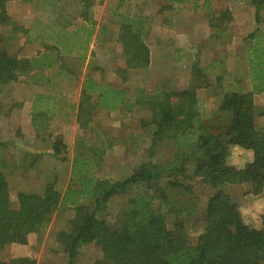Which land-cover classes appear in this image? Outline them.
Returning <instances> with one entry per match:
<instances>
[{"label": "trees", "instance_id": "trees-1", "mask_svg": "<svg viewBox=\"0 0 264 264\" xmlns=\"http://www.w3.org/2000/svg\"><path fill=\"white\" fill-rule=\"evenodd\" d=\"M11 1L35 0H0V26L13 24L6 8ZM74 1L79 17L88 22L87 27L69 32L68 25L56 18L57 22L35 27L33 40L45 44L44 50L32 57H15L0 47V96L21 78L32 85H46L51 92L58 71L55 68L59 67L61 73L71 72L65 63L66 56L79 54L85 60L97 24L91 11L94 0ZM127 1L118 0V8ZM171 3L181 4L185 0ZM204 3L208 9L209 1ZM252 4L257 26L264 25L260 14L264 0H252ZM61 12L55 10L56 16ZM208 15L211 28L232 21L229 10L217 15L209 9ZM119 27L117 41L122 46L126 67L118 72L126 82L130 70L146 69L151 63L147 44L151 25L142 16L122 15ZM24 33L29 34L27 30ZM244 42L253 92L232 91L223 95L221 111L229 116L224 126L216 130L203 121L197 89L210 86L213 68H221L216 72L215 83L222 85L225 77L222 62L213 61L208 68H202L197 59L192 65L193 86L178 89L167 84L155 87L150 94L139 89L135 97L129 96L126 89L87 78L79 103L69 106L73 112L76 110L81 128L91 124L96 111H123L131 115L136 107L144 108L150 114V120L143 122L144 128L147 131L152 128L150 134L140 135L144 151L153 158L159 144L173 143L176 150L172 159L162 164L144 161L129 176L114 180L97 176L107 152L103 145L100 149L77 151L71 184L64 194L51 183L43 194L18 193L15 203L6 176L0 170V264H37L33 257H14L12 247L27 244L31 234L41 236L61 208L74 212L68 229L56 236L68 255V264H75L80 248L89 244H95L102 253L95 264H264V216L259 228L246 224L238 205L222 189L226 185L250 184L253 195H260L264 189V127L256 126L258 112L253 102L255 94L264 92V29L257 28ZM50 92L37 93L33 99L32 126L37 133L46 130L64 111L58 104L61 94L54 96ZM2 145L6 144L0 142ZM232 145L253 153L252 160L244 163L241 170L226 163ZM52 149L59 161H67V146L61 138L55 139ZM192 178L215 191L206 204L204 229L197 236L188 233L182 216L185 208L177 206L180 200H176L191 193L192 186L185 182ZM171 190L179 194L172 198ZM116 196H124L126 201L121 221L114 226L100 215ZM168 214L176 216L172 229L167 225Z\"/></svg>", "mask_w": 264, "mask_h": 264}, {"label": "rangeland", "instance_id": "rangeland-1", "mask_svg": "<svg viewBox=\"0 0 264 264\" xmlns=\"http://www.w3.org/2000/svg\"><path fill=\"white\" fill-rule=\"evenodd\" d=\"M207 1L210 11L214 8L215 13L232 8V12L238 16V24L236 26L224 24L220 28H211L207 9L204 11L198 8L204 5L205 0H185L184 4H173L171 0H128L120 9L118 0H94L91 11L97 24L85 60L82 61L79 54L66 56L65 63L71 72L61 73L59 67H56L58 71L52 81L54 89L51 92L47 89L48 86L32 85L27 83L25 78H21L19 82L5 90L0 96V142L6 144L0 146V170L6 176L14 203L20 192L35 191L43 194L45 187L53 183L56 189L64 194L70 186L68 164L59 161L53 154L52 146L56 138H61L67 146V161L72 160L77 151L100 149L103 145L108 152L102 162L104 165L97 174L100 178L123 179L144 161L152 160L162 164L172 159L176 150L173 143L159 144L153 158L142 149L135 151L133 146L136 144V138L144 133L150 134L152 130L151 128L147 131V128H144V120H150V114L144 108L138 107L135 114L131 115L123 111H96L92 124L86 129L81 128L76 119V110L73 112L69 106H76L79 103L83 82L89 77L98 83L126 89L129 96L135 97L136 90H145L150 94L158 84L162 87L169 84L166 79L171 77L167 76L168 66L179 58L188 60L182 62L183 70L191 68L190 60L198 59L202 68L211 66L213 61L222 62L225 70L222 85L215 83L216 72L221 68H213L209 79V87L212 89L207 90L210 94L201 90L199 99L203 121L215 130L224 126L229 115L221 111L223 95L239 88L243 89V85L235 87L233 80L235 82L240 78L243 81L250 80L244 41L249 35L245 31L252 29V23L256 24V11L252 0ZM169 2L174 8L171 10L164 8L161 11V8L170 4ZM73 3L74 0L8 2L6 8L13 24L0 26V47L15 57H32L43 51L45 44L41 40H33L37 31L35 27L42 28L44 24L57 22L55 18L66 23L69 32L87 27L88 22L78 15L77 3ZM59 9L62 12L56 16L55 10ZM122 15H139L147 18L150 21L151 31L155 27V32L159 30L157 35L152 31L147 38V44L154 51V59L156 58L157 61L154 68L134 71L132 76L128 73L126 82L123 81L124 75L118 72L124 63L122 46L117 41ZM261 17L264 22V14ZM175 18L178 24L174 23ZM160 23H164L163 29L157 26ZM256 25L253 31L257 28L264 29V25ZM24 30L29 34L24 33ZM244 36L246 37L243 38ZM157 43H162L164 52L160 50L155 54ZM181 72L180 69L178 73ZM185 77L186 75L181 80L186 83ZM187 82L188 87L194 85V80L189 79ZM42 92H50L54 96L60 93L58 104L64 108V111L49 123L46 130L37 133L33 128L32 133L25 128L26 116L28 114L32 117L34 96ZM25 104L31 105L29 110L26 109ZM65 113L69 115L64 116ZM252 158V151L243 149L237 153V159L244 163L251 161ZM185 183L193 189L190 194L176 198L180 200V205H176L185 208L182 216L187 231L191 236H197L204 229L206 204L215 191L198 179L192 178ZM222 189L230 194L232 201L238 205L244 221L248 220L246 224L259 228L262 224L264 208L257 213L255 205L259 203L264 206V189L260 195L250 193V184L226 185ZM171 191L169 192L172 198L179 194L175 190ZM125 201L124 196L113 197L107 208L101 212L102 219L117 226L121 221ZM245 212L247 216L244 215ZM73 215L74 212L70 209L61 208L55 213L52 222L41 236L34 234L28 239L27 244L14 245L12 255L33 257L37 264H68V255L58 244L56 236L60 231L68 229V223ZM175 219V215H167L169 229L173 228ZM101 257L100 249L95 244H89L80 248L75 264H95Z\"/></svg>", "mask_w": 264, "mask_h": 264}, {"label": "crops", "instance_id": "crops-1", "mask_svg": "<svg viewBox=\"0 0 264 264\" xmlns=\"http://www.w3.org/2000/svg\"><path fill=\"white\" fill-rule=\"evenodd\" d=\"M206 1V0H205ZM170 3V2H169ZM186 3V2H185ZM180 4V3H179ZM181 4H184V3H181ZM205 4V3H204ZM173 4H167L166 5V7H163V8H161V11H163V9L164 8H166V9H169V10H171V9H173L174 8V6H172ZM172 6V8L170 9V7ZM254 7V6H253ZM200 10H206L207 8L206 7H204V5H201L200 7H198ZM210 9V7L207 9V14H208V10ZM225 10H229L230 12H231V14H232V21L231 22H228V23H226V26H227V24H229V26H232V25H237L238 24V21H239V19H238V16H237V14L236 13H233L232 11V8H230L229 7V9H223L222 11H220V12H223V11H225ZM213 13H215V10H214V8H213V10H211ZM256 11V10H255ZM220 12H218V13H216L217 15L220 13ZM262 16H263V14H264V8H263V10L261 11V13H260ZM161 22V21H160ZM174 23L175 24H178V21H177V19L175 18V21H174ZM255 23V22H254ZM164 23H160V25H157V26H159V28H162L163 29V25ZM256 24H253L252 23V26H251V30H249V31H245L246 33H252L253 32V29H254V26H255ZM257 26V25H256ZM155 29H156V27L152 30L153 31V33L155 32ZM151 31V32H152ZM158 31L159 30H156V32H155V35H157V33H158ZM169 31V30H168ZM174 35H175V33H174ZM246 36H244L243 38H245ZM169 38V37H168ZM159 47V48H158ZM149 48H150V52H151V63H150V65H149V67L148 68H146V69H153L154 68V66H155V63L157 62L156 61V58L154 59V51H152L151 49V47L149 46ZM163 48H162V43H157V46H156V48H155V54L156 53H158L160 50H162ZM162 52H164L163 50H162ZM180 59V60H179ZM179 59H177L176 61H174L172 64H169V66H168V74H167V76H171V77H166V79H167V81H169V84L171 85V86H174L175 88H178V89H185V88H188V80L190 79V80H193V76H192V66H191V68L189 67V70L188 69H185V70H183L181 67H182V65H183V63L182 62H188V60L187 61H185V59H183L182 60V58H179ZM195 61V60H194ZM194 61L192 60H190L189 61V63H192V65H193V63H194ZM177 62V63H176ZM121 68H125L126 67V65H125V62L123 63V65H121L120 66ZM176 67V68H175ZM209 67V66H208ZM207 67V68H208ZM204 68V67H203ZM181 69V73H178V71ZM143 70V69H142ZM170 70H171V72H170ZM134 71H141V70H130L129 71V75H133L132 73H134ZM179 74H181L180 75V77H179ZM186 75V83L184 82V80H181V79H184L183 77ZM171 79H172V82H171ZM233 82H234V84H235V87L237 86V87H239V86H241V85H243V89H241V88H239V90H234V92H241V93H250V92H253V86H252V83H251V81L248 79V80H245V81H243V79L241 80V78L240 79H237V81L235 82L234 80H233ZM159 85V86H158ZM157 86L160 88V87H162V85L161 84H158ZM156 86V87H157ZM185 86V87H184ZM183 87V88H182ZM205 89V90H204ZM210 89H212L211 87H207V88H200V89H197V96H198V98H200V92H201V90L203 91V92H205V91H207V90H209V91H211ZM209 91H207V92H205V93H207V94H210L209 93ZM227 93V92H226ZM200 100V99H199ZM221 101H222V99H221ZM253 102H254V105H255V107L257 108V117H256V126L258 127V128H262V127H264V92L263 93H260V94H255L254 95V97H253ZM30 106L31 105H29L28 106V104H25V107H26V109L27 110H29V108H30ZM137 109H138V107H136L135 109H134V112H133V114H135V112L137 111ZM26 121H25V128L29 131V132H34L33 131V126H32V117H30L28 114H27V116H26ZM92 122L93 121H91V124H92ZM142 135V134H141ZM147 138H148V140H149V137L147 136ZM142 138H141V136L139 135L137 138H136V144H135V146H133V147H135V151H140L141 149H142V151L144 150V148H145V146L142 144ZM149 142V141H148ZM147 145H148V143H147ZM146 145V146H147ZM142 147H144V148H142ZM142 151L140 152V153H142ZM108 152V151H107ZM107 152H106V154H107ZM77 153V152H76ZM106 156V155H105ZM75 157V156H74ZM73 158V157H72ZM73 160H74V158L72 159V160H68L69 161V163H68V161H66V162H63V163H67L68 164V166L67 167H69L70 168V179H71V172H72V167H73ZM104 161V160H103ZM143 163V162H142ZM102 165H104V164H102ZM68 169V168H67ZM131 173V172H130ZM130 173H128L127 175H126V177L127 176H129V174ZM125 178V177H124ZM32 193H36V194H42V193H39V192H32ZM32 235H34V234H31V235H29V239H30V237H32Z\"/></svg>", "mask_w": 264, "mask_h": 264}, {"label": "clouds", "instance_id": "clouds-1", "mask_svg": "<svg viewBox=\"0 0 264 264\" xmlns=\"http://www.w3.org/2000/svg\"><path fill=\"white\" fill-rule=\"evenodd\" d=\"M240 151H243L240 145H232L230 147L231 155L226 159V163H230L231 165L236 166L237 170H241L244 166V162L237 159V153H239ZM255 207L257 213H259L262 210V208H264V206L260 205L259 203H257ZM244 215L247 216V212H245ZM253 219H255V214H253ZM244 222L248 223V220L245 219Z\"/></svg>", "mask_w": 264, "mask_h": 264}]
</instances>
